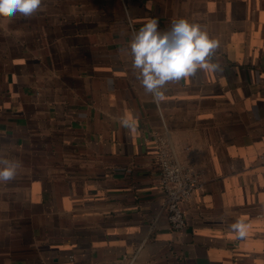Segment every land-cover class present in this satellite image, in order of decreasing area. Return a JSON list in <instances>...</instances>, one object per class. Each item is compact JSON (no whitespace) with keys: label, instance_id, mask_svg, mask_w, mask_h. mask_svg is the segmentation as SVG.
<instances>
[{"label":"crops","instance_id":"1","mask_svg":"<svg viewBox=\"0 0 264 264\" xmlns=\"http://www.w3.org/2000/svg\"><path fill=\"white\" fill-rule=\"evenodd\" d=\"M181 16L221 40L223 71L155 98L119 50ZM163 145L200 178L183 230L163 207ZM0 154L22 163L0 184V264H264V0H43L0 17Z\"/></svg>","mask_w":264,"mask_h":264},{"label":"clouds","instance_id":"2","mask_svg":"<svg viewBox=\"0 0 264 264\" xmlns=\"http://www.w3.org/2000/svg\"><path fill=\"white\" fill-rule=\"evenodd\" d=\"M43 0H0V17L31 18L42 10ZM221 46V40L213 37L198 22L179 17L170 22L168 30L159 28L155 17L147 19L136 30L125 51L131 56V70L144 90L155 98H162L169 82L189 80L198 71L214 73L223 71L211 56ZM126 128L132 124L128 118L121 121ZM22 167L21 161L0 154V184L16 179ZM231 228L245 234V225L237 221Z\"/></svg>","mask_w":264,"mask_h":264},{"label":"built area","instance_id":"3","mask_svg":"<svg viewBox=\"0 0 264 264\" xmlns=\"http://www.w3.org/2000/svg\"><path fill=\"white\" fill-rule=\"evenodd\" d=\"M157 164L165 194L164 211L172 228L183 230L187 225L183 204L200 188L199 175L183 167L166 145L160 148Z\"/></svg>","mask_w":264,"mask_h":264}]
</instances>
